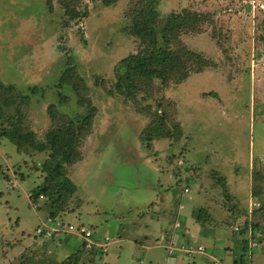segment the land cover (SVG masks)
Returning a JSON list of instances; mask_svg holds the SVG:
<instances>
[{
	"label": "rangeland",
	"instance_id": "1",
	"mask_svg": "<svg viewBox=\"0 0 264 264\" xmlns=\"http://www.w3.org/2000/svg\"><path fill=\"white\" fill-rule=\"evenodd\" d=\"M250 1L0 0V82L16 91L6 114L20 109L38 142L68 121L81 128V159L52 188V150L19 152L0 119V264H264V10ZM148 5L160 19L207 14L181 40L210 66L198 71L193 57L180 83L170 55L168 85L138 81L132 97L115 86L121 60L142 47L130 26ZM53 211L96 243L110 238L108 252L82 250L74 235L37 237ZM172 244L206 253L170 256Z\"/></svg>",
	"mask_w": 264,
	"mask_h": 264
},
{
	"label": "trees",
	"instance_id": "2",
	"mask_svg": "<svg viewBox=\"0 0 264 264\" xmlns=\"http://www.w3.org/2000/svg\"><path fill=\"white\" fill-rule=\"evenodd\" d=\"M113 1L106 0V4L110 5ZM139 11L140 13L138 12L132 19L133 24L130 26V31L132 35L140 40L142 47L138 53L121 60V69L124 71L122 74L118 73L117 75L115 86L117 91L134 97L136 82L145 80H159L163 85L167 86L169 81H171L166 69V62L170 55L175 58L174 77L176 76L180 83L187 80L190 76V71L185 68L187 61L189 63L190 61H196L193 57L200 59L198 71L210 66V63L205 58L198 56L199 54L187 48L184 53L185 45L181 40L185 34L201 32L202 25L209 19L207 14L185 9L180 13H171L166 18L160 19L159 13L152 5H148ZM175 45H179V49H176ZM7 90L8 87L0 82V119H7V123L11 125V128L9 127L7 128L8 130L4 131V136L14 143L21 153L52 150L53 154L49 162L45 163L44 170L48 173L47 176L52 181L53 188L56 186L59 177L60 179L63 178L61 170L65 166L72 165L81 159V154L76 151L79 141L78 132L81 128H74L72 121H68L69 123L64 126H58L55 131L50 132L47 135L46 142H38L35 132L24 126L23 113H21L20 109L17 110L19 113H15L12 116L11 114H6V110L13 107L16 103V91L12 90V92L7 93ZM208 96L216 97L217 95L209 93ZM92 118L93 116H87V125H92ZM150 134L151 136L155 135L154 132ZM163 137H167V135ZM63 188L62 185L57 187L58 191L64 190ZM50 190L51 185H47L41 191L34 193L31 199L37 201L41 197L44 198V194L49 196ZM53 191L57 192L56 189H53ZM57 213V211H53L48 215L52 219H56L60 217L57 216ZM201 216L202 212L199 213L198 219ZM82 250L88 251L84 246H82ZM90 252H96V249ZM62 264H78V258L73 255Z\"/></svg>",
	"mask_w": 264,
	"mask_h": 264
},
{
	"label": "built area",
	"instance_id": "3",
	"mask_svg": "<svg viewBox=\"0 0 264 264\" xmlns=\"http://www.w3.org/2000/svg\"><path fill=\"white\" fill-rule=\"evenodd\" d=\"M250 6L252 8V11L256 9L264 10V3L257 2L255 0L250 1ZM185 196L189 197L190 189L185 188ZM177 228H180L181 225L178 223L176 225ZM237 230H239V227H236ZM58 235H74L79 238V240L82 242V246H84L88 251H92L94 249L100 248L103 253L108 252V247L112 244L110 241V238H106L105 242L100 244L96 243L93 239L94 237V231L91 228L86 227L82 224H74L72 222L66 221L64 218L58 217L56 219H52L49 215L47 216V223L42 224L36 229V236L39 238H42L44 240L52 239L55 236ZM256 243L252 242L250 246L252 248H256ZM168 254L170 256H173L177 251L182 252L185 255H195V254H205L206 248L204 246H199L197 250L194 249L193 246H186L182 245L181 248L170 245L168 247ZM214 264H224L222 260H219L217 258H214Z\"/></svg>",
	"mask_w": 264,
	"mask_h": 264
},
{
	"label": "crops",
	"instance_id": "4",
	"mask_svg": "<svg viewBox=\"0 0 264 264\" xmlns=\"http://www.w3.org/2000/svg\"><path fill=\"white\" fill-rule=\"evenodd\" d=\"M177 225V224H176ZM176 225H175V228L177 229V227H176ZM175 239H176V237H174L173 235L172 236H170V238H169V242H171V243H173V242H175ZM213 245V244H212ZM215 253H217L216 251H215ZM176 259V258H175ZM174 263H176V260H173V263L172 264H174Z\"/></svg>",
	"mask_w": 264,
	"mask_h": 264
}]
</instances>
